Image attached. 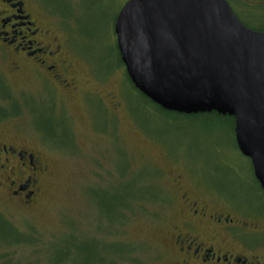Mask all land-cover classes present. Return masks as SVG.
<instances>
[{
  "label": "rangeland",
  "instance_id": "374dc122",
  "mask_svg": "<svg viewBox=\"0 0 264 264\" xmlns=\"http://www.w3.org/2000/svg\"><path fill=\"white\" fill-rule=\"evenodd\" d=\"M126 1L29 0L50 43H63L76 87L57 85L52 113L41 101L49 81H17L0 66V139L38 148L46 166L28 202L0 192V264H177L171 234L191 186L264 210L233 116L165 109L128 79L115 32ZM229 2L264 31V0Z\"/></svg>",
  "mask_w": 264,
  "mask_h": 264
},
{
  "label": "water",
  "instance_id": "95a60500",
  "mask_svg": "<svg viewBox=\"0 0 264 264\" xmlns=\"http://www.w3.org/2000/svg\"><path fill=\"white\" fill-rule=\"evenodd\" d=\"M115 32L127 72L165 109L235 116L264 188V31L229 0H127Z\"/></svg>",
  "mask_w": 264,
  "mask_h": 264
},
{
  "label": "flooded vegetation",
  "instance_id": "af4514ba",
  "mask_svg": "<svg viewBox=\"0 0 264 264\" xmlns=\"http://www.w3.org/2000/svg\"><path fill=\"white\" fill-rule=\"evenodd\" d=\"M30 5L29 0H0V66H5V74L17 81L30 75L42 80L40 83L49 81L52 98L43 101V96L41 101L48 111L56 113L62 108V99L54 93L57 85L72 91L76 82L67 76L70 70L63 43H50L44 17L38 18ZM7 116L8 112L0 115L1 130ZM45 171L38 148L20 140L0 139V192L28 202L41 190ZM203 184L210 193H216ZM191 187L196 196L184 194L186 207L180 210L171 234L177 264H264L260 252L264 247V210L238 203L228 206L233 199L224 192L216 193L220 198L206 194L204 199V192Z\"/></svg>",
  "mask_w": 264,
  "mask_h": 264
},
{
  "label": "trees",
  "instance_id": "16d2710c",
  "mask_svg": "<svg viewBox=\"0 0 264 264\" xmlns=\"http://www.w3.org/2000/svg\"><path fill=\"white\" fill-rule=\"evenodd\" d=\"M247 24V23H246ZM248 26H249V24H247ZM128 79L131 81V83L135 86V84L132 82V80H131V78L129 77V75H128ZM136 87V86H135ZM137 88V87H136ZM138 89V88H137ZM139 90V89H138ZM143 95H145L141 90H139ZM146 96V95H145ZM147 98H149L148 96H146ZM150 99V98H149ZM150 100H152V99H150ZM153 101V100H152ZM156 103V102H155ZM157 104V103H156ZM159 105V104H158ZM160 106V105H159ZM162 107V106H161ZM212 112H217V111H212ZM217 113H219V112H217ZM219 114H221V113H219ZM223 115H225V114H223ZM226 115H230V114H226ZM230 116H233V118L235 119V116L234 115H230Z\"/></svg>",
  "mask_w": 264,
  "mask_h": 264
}]
</instances>
